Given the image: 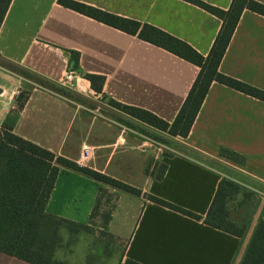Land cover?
<instances>
[{
    "label": "crops",
    "instance_id": "obj_1",
    "mask_svg": "<svg viewBox=\"0 0 264 264\" xmlns=\"http://www.w3.org/2000/svg\"><path fill=\"white\" fill-rule=\"evenodd\" d=\"M75 1L159 28L203 56L210 53L222 26L219 18L183 0ZM201 1L222 10L232 3ZM71 51L80 54L77 69ZM0 57L63 88L67 73L74 72L77 88L68 90L94 103L62 96L0 66V131L8 124L15 135L57 156L202 219L221 180L232 181L240 190L228 200L229 219L244 227V234L230 235L66 168H60L47 214L89 228L72 235L116 240L123 246L117 264L243 263L264 220V102L214 82L186 138L173 137L113 107L119 118L105 114L100 111L102 98L148 110L171 123L200 69L64 8L58 0H12L0 25ZM219 70L264 91L263 16L244 11ZM85 74L105 77L101 94L91 89ZM21 93L27 94L23 108L18 102ZM85 148L90 149L89 158H84ZM161 166L166 171L157 179ZM70 235L61 230L63 241ZM61 249L54 253L57 262L86 264L84 246H72L67 255ZM0 264L28 263L0 253Z\"/></svg>",
    "mask_w": 264,
    "mask_h": 264
},
{
    "label": "trees",
    "instance_id": "obj_2",
    "mask_svg": "<svg viewBox=\"0 0 264 264\" xmlns=\"http://www.w3.org/2000/svg\"><path fill=\"white\" fill-rule=\"evenodd\" d=\"M193 4L222 21L220 31L207 56L198 53L186 42L149 24L117 16L96 7L75 1L58 0L64 8L92 18L100 23L123 31L129 35L163 48L168 52L199 67V74L188 96L173 122H167L152 112L109 100L113 108L140 120L141 122L173 137L186 138L196 121L211 85L214 82L225 85L264 102V91L220 72L219 68L233 37L236 27L245 10L264 17V4L255 0H232L228 10L213 7L201 0H183ZM12 0H0V25L3 23ZM73 69L79 67L80 54L71 51ZM0 66L31 80L54 92L73 98L71 91L48 80L37 77L25 69L0 57ZM91 89L98 94L103 92L105 77L85 74ZM26 93L19 96V108L24 107ZM60 168L80 171L86 176L133 196H144L147 200L172 211L203 221L206 225L224 231L236 237H242L244 227L237 226L229 219L227 208L231 196L239 192L240 187L229 180L219 183L211 207L204 219L181 207L153 195L143 194L137 188L115 180L95 170L82 167L77 163L57 156L28 140L13 133L8 124L0 131V253L16 258L28 264H67L57 262L54 253L62 244L61 230L70 234L89 231L83 224L49 215L46 205L54 188ZM166 166H161L156 178L161 179ZM128 264H138L127 261ZM242 264H264V220L257 226Z\"/></svg>",
    "mask_w": 264,
    "mask_h": 264
},
{
    "label": "rangeland",
    "instance_id": "obj_3",
    "mask_svg": "<svg viewBox=\"0 0 264 264\" xmlns=\"http://www.w3.org/2000/svg\"><path fill=\"white\" fill-rule=\"evenodd\" d=\"M71 97L89 106H93L94 104L83 101L82 99L77 98L75 95ZM101 100L102 102L99 104H101L106 110L103 111L101 106L100 111L105 114H110L113 117L119 118V114L115 111L116 109H112V106L109 105V100H105L104 98H102ZM99 104L97 103V105ZM104 104L108 106H105ZM62 243V249L60 250V252L64 255H67L68 251L71 250V247L76 244H78L79 246H84L87 249L86 252L88 254L86 264H117L119 256L123 250V246L116 240L106 237H98L96 235L91 236V234H87L81 238L79 236L71 234L69 238L62 241Z\"/></svg>",
    "mask_w": 264,
    "mask_h": 264
},
{
    "label": "built area",
    "instance_id": "obj_4",
    "mask_svg": "<svg viewBox=\"0 0 264 264\" xmlns=\"http://www.w3.org/2000/svg\"><path fill=\"white\" fill-rule=\"evenodd\" d=\"M65 86L69 90H75L77 88V84L75 83V73L74 72H68L65 77ZM90 156V149L85 148L84 149V158H89Z\"/></svg>",
    "mask_w": 264,
    "mask_h": 264
}]
</instances>
